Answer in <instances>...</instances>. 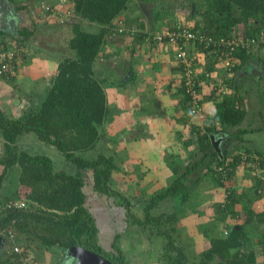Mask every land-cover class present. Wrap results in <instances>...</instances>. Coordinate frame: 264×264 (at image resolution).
<instances>
[{
	"label": "trees",
	"instance_id": "16d2710c",
	"mask_svg": "<svg viewBox=\"0 0 264 264\" xmlns=\"http://www.w3.org/2000/svg\"><path fill=\"white\" fill-rule=\"evenodd\" d=\"M70 1L74 14L83 20H89L98 27V30L89 31L82 29L79 24L73 25L67 47H64L65 50L73 53V57L63 58L57 63V73L49 84L41 88L40 99L35 101L33 100L35 97L31 94L21 93L24 105L20 108L18 116L8 115L0 105V141H2L0 184L9 170L13 171L15 168L16 171H20V186L16 190L18 193L8 197L23 199L27 203L25 208L2 209L1 228H11L15 233L17 230L29 232L28 241H31L32 235H35L46 248L55 246L66 250L70 246L81 245L103 255L113 263L128 264L124 251L120 247L121 233L129 232L135 225L137 229L142 230L150 226L151 231H155V236L164 239L159 240L163 251L158 257L160 264H186L191 258L188 257L189 253L186 250L192 252V257L197 258L192 259L194 264H256L253 252L241 251L240 248L243 246L248 229L253 227L261 235L260 244L264 251V210L255 212L249 206L241 210H236L234 207L240 200L247 201L250 195L252 197L264 195V150L249 148L246 142L242 143V148L238 143L233 146L235 154L226 147L229 138L233 136L232 139H243L244 132L248 131L246 128H238L237 133H229L226 130L244 117L245 110L240 103L241 99L224 92H220L219 95L211 94L210 97L216 102V110L207 115L203 123L197 125L190 121L189 134L182 143V148L186 152L185 157L174 150L171 159L164 158L168 169L167 174L170 175L167 176L166 185L160 190L157 189L142 206L143 216L132 212L129 199L122 197L123 203L115 201L113 203L119 194L113 190L111 183L116 178H121L117 174L122 170L121 164L126 163L125 157L121 159L117 156V152L113 153L114 151L112 153L99 151L93 158L76 153V151L85 154L91 152L99 141H102L103 146L111 149L108 142L103 139L105 122H108L109 118L111 120L102 88L105 79L98 78L99 76L95 74L94 64L107 39L114 35L130 36V48L133 50L140 43L147 46L166 44L167 36L159 40L151 38L157 32L155 28L161 33L165 30L159 26L161 8L158 6L161 3L159 0ZM140 1L152 4L153 29L149 28L145 17L140 13L142 18L137 19L139 22L135 21L130 26V30L120 31L116 22L120 21L123 24L128 22V18H120V15L128 10L132 3L139 8ZM50 3L53 6H60ZM36 7L35 12L41 18L48 17L46 14L41 15L39 6L36 5ZM180 7L186 10L187 18L190 17L191 23L182 25L179 22H173L167 29L171 32H180L186 28L195 34V37L189 41L183 38L178 41L186 43L182 46L186 50V61L176 59V66L181 72L180 90L185 99L192 103L193 96L187 87V82H192L191 87L196 89L194 95L196 105L202 109L205 97L202 99L200 97L202 95L200 82L203 84L209 82L214 76L216 67L225 68V77H229L230 74L233 76L228 78L229 80L223 78L224 83L229 81V85L232 86V79L237 76L238 66L245 65V69H251L254 66L251 58L258 53L253 51V47L249 51L238 48L239 50L230 56L226 44L243 35L257 39L256 50L259 51L264 47V42L261 40L264 39V0H186ZM157 22L158 26H155L154 23ZM28 32L22 29L19 33L22 38L23 35L26 38L31 33L28 34ZM17 37L15 34L11 35V39L16 42V47H27V52L23 53L22 57V62L25 63L29 58L30 48L26 39ZM0 40L5 45L10 43L6 38ZM60 41L62 40L58 42ZM55 49L56 45H53V49L50 50ZM228 56L233 66L225 63ZM260 58V67L255 66L261 69V76L264 79V57ZM18 72L3 78L11 83ZM216 121H220L221 128L216 129ZM249 131H255V129H249ZM30 133H33L40 141L54 145L66 160L75 165V170L71 172L63 168L54 170L52 160L47 155L19 150L17 140L21 136L25 138L24 136ZM211 135L222 137V142L219 144L220 151H217L212 144ZM108 140L112 143L114 136H108ZM190 145L193 146V150H189ZM238 167L243 172L246 171L249 178V183H246V187L240 193L233 186L235 182L233 175L235 168ZM134 172L136 171H132V174ZM133 178L131 175L130 179ZM207 185H214V188L218 187V189L223 188L226 198L222 203L214 202L212 216H215L216 221L212 225L207 223L203 234L210 240V244L197 253L187 243L176 245L173 234L178 233L173 224L194 210L193 207L199 199V192L205 190ZM102 196L112 198L111 207L110 198L106 205L101 202ZM167 199L171 200L170 211L161 212L158 215L152 213L153 208ZM182 205L193 207L191 210L182 212L178 210ZM104 206L111 208L113 213L107 210L103 212V208H99L100 211L95 210V207ZM244 209L246 218L243 223L228 227L229 231L225 236L221 233L217 235V225L220 226L228 216L239 214ZM100 215L109 223L108 226L104 227V222H98ZM108 216L115 219H109L111 217ZM117 220H120V224L125 223L123 229L114 225ZM82 221L87 223V227L83 236L77 237L76 228ZM165 223L171 226L167 227ZM108 227L115 233L110 237L113 240L108 249H105L98 242L107 241L108 236L104 233L99 234L98 231ZM1 236L5 242V233ZM15 236L18 240L17 233ZM178 240L177 236L176 242ZM24 244L20 243L24 250L29 252L28 244Z\"/></svg>",
	"mask_w": 264,
	"mask_h": 264
},
{
	"label": "crops",
	"instance_id": "0c3cea01",
	"mask_svg": "<svg viewBox=\"0 0 264 264\" xmlns=\"http://www.w3.org/2000/svg\"><path fill=\"white\" fill-rule=\"evenodd\" d=\"M8 1L12 5L13 10L7 11L6 16L0 22V39L6 38L7 41L14 42L11 39V35L14 36V34L15 36H18L17 38L19 37L22 38L19 32L22 30V27L26 26V24H31V22L29 23V21L32 18H33L32 19L33 26L30 28L32 32L30 34L28 32L29 35L27 36L30 37L31 35H33L34 32H36V30H39V28L41 29V27H39L40 23L34 20V15L33 16L31 14L29 15V13L27 12L28 10L25 7L23 6L20 7L21 4L25 5V3L28 2L29 0H8ZM50 2L61 5L63 9L72 8V4L70 0H50ZM33 6L34 8L32 9L34 11L37 10L36 5ZM127 11L128 10H125L120 15L121 16L120 18H125V19L128 18L127 20L128 22L126 24H123L122 22L118 21L116 22V25L124 26V28L125 27L128 28L132 26L133 23H135V21L139 22L137 21L141 13L139 8H137L133 12L132 11L127 12ZM16 14L19 15L17 19L15 17ZM178 17L180 19L182 18V20L181 21L173 20V22L175 23L183 22L184 24H187L188 22H186V20L190 19V17L187 18L188 13L186 12V10H183L182 8L180 9V12L178 11L174 15V18H178ZM78 18L76 17V20ZM81 20L83 19L81 18ZM65 24L66 26L63 27H67V23ZM154 24L155 26H158L157 25L158 22ZM55 29H59L62 31V26L58 25ZM55 29H52L50 31L51 33L48 34V35H52L51 36L52 39L54 35L57 36L58 38L60 37V35H62L60 31L55 32ZM154 30L160 31L156 28ZM12 38L16 39V37H12ZM22 39L24 40L26 39V41L28 40V42H30L31 45L38 43L37 39H35L34 41L33 40L30 41L29 39L25 38V36ZM130 40L131 37L128 35L127 36L114 35L112 38L107 39L105 46L97 55L96 57L97 59L95 60V64H94V68L96 71L95 74L99 76L98 78L105 79L102 88L105 93L106 103L109 107V117L111 118L113 117V120H111V125H112L111 128L114 129L116 126L118 127L121 124L124 125L123 118L125 117H128L130 119L128 122L130 123V122H134L137 118L142 119L143 116L145 117L146 125H148L150 129L149 132L150 133L153 132L154 135L162 139L161 143L163 145V148L164 146L165 148L167 146H170L167 149L174 148L173 150L179 151L183 156L185 150L182 148V143L184 142V140L187 139L186 137L188 136L190 130V128H187V121L194 122L193 119L195 116H197V114L192 112L193 101L192 103L190 102L191 103L190 104L188 100L185 99L184 94L180 90L181 72L179 68L176 66L177 49L174 47L175 46L174 44L172 43L170 44L167 42L166 44L159 46L154 44L147 46L140 43V45L136 46L135 50H133L132 48H130L131 46ZM46 55L48 54L46 53ZM35 60L31 62L33 66ZM44 60L43 59L39 60V65L42 68H44L42 70L47 73L48 71L46 70H48L47 68H49V66L51 65L53 66V63L51 64V62L53 61L51 59H48L47 57ZM47 61L48 62L50 61V63H48ZM37 66L38 65H36V67ZM22 67L23 66L21 65V68L18 69L19 72L16 75L17 77L11 83H9V81L5 80L3 77H0V105L6 111V113H8L9 110L12 116H18V114L20 113V108L22 107V105H24V101L22 100L23 98L21 97V93L29 90L28 83L31 82V81H27L26 85L25 83L24 85L22 83H20L21 85L19 84L20 80L26 79L25 78L26 73L22 72ZM26 71H28V68H26ZM236 71H237V76H235L232 79V86L229 85V81L225 83L226 85L224 87H226L227 91L224 92V94H229L230 96L233 95L236 98H240L241 102L240 101L239 102L242 104L243 109L245 110V114L244 117L238 123L230 126L226 130L229 133H235V132L237 133L236 130L238 128H246L248 131L244 132L242 136L243 139L235 140L231 142L230 145L234 146L236 143H238V145H240L242 148V143L246 142V146L249 148L255 147L264 150V112L263 110L258 111V113H256L255 111L247 112L248 111L247 103H249L250 100L249 87H248L249 81L247 79V76L251 75L256 80L258 85H260V81L263 82L264 80L263 77L261 76L262 71L261 69H258V67L255 66V64L251 69H247V68L245 69V65L238 66ZM225 74H226V70L224 67L223 68L216 67L213 74L214 76L210 79L209 82H205V84L200 82V87L202 90V95L200 97L201 99L205 97V100L203 101L204 106L202 107L201 110L206 115V118L207 115L214 113V111L216 110V102L214 98L212 99L210 97L212 93L214 94V87L216 86V83L223 81V78L229 80L228 78L233 77L231 74L229 75V77H225ZM31 88H33L32 85ZM35 88L36 87H34V89ZM260 92L262 93V91ZM219 94L220 92L217 95ZM109 97H112L114 100L113 107H111L110 104H108ZM261 97L264 100L263 94L261 95ZM255 101L253 102L250 101L249 106L253 105ZM112 110L114 112L120 111L118 113L119 115L116 114L115 116H113V113H111ZM118 119H122L121 124L118 123L117 121ZM184 120H186V122H184ZM199 124H200V120H199ZM215 124H216V129H219L218 127L221 128L222 126L219 122ZM108 126L103 127L105 131V136L103 137V139L108 143H110V141L108 140V136L112 137L118 131H116L115 129L114 131L111 132L109 131ZM249 129H255V131H249ZM115 142L116 141L114 139L111 145H114ZM221 142L222 141H220V144ZM230 145L226 147L228 148ZM147 146L148 145L146 144L144 145V147ZM138 149H139V145L135 149H131L133 151L132 153H137ZM191 149L193 150V146L190 145L189 150ZM1 152H2V141H0V156H1ZM129 155L131 156L130 153ZM160 159L161 157L159 158L158 160L159 162H158L156 157L152 156L151 161H153V163L157 162L161 167L162 165H160ZM166 170L168 171L167 168ZM19 173L20 171H16L14 168L13 171L9 170L8 173L3 177L0 184V195L2 197L6 198L8 196H12L18 193L16 190L20 186ZM246 173L247 172L246 171L243 172L240 167L235 168V174L233 175L235 182L233 183L234 184L233 186L237 189V192L239 193L243 191L244 187H246V183H249V178L247 177ZM154 176H156V174H154ZM167 176H169V174H164L162 181L158 180L157 176L156 178L154 177L153 179L155 180V182L158 183L157 185H160L159 187H161L166 185ZM237 186L240 187L238 188ZM146 192L147 190H145L143 193L147 195ZM149 194H151V192ZM225 195L226 194L223 188L218 189V187L214 188V185L211 186L207 185L205 190L199 192L198 194L199 199L197 200L198 201L203 200L204 203L210 204L207 205V207L204 209L207 210L206 212H209L208 209L214 206V202L222 203L225 200L226 198ZM250 199L252 200L249 202ZM246 200L247 201L240 200V202L235 204L234 209L241 210L242 208L249 206L255 212L264 210V195L260 197H252L250 195V197L247 198ZM104 203L107 205L106 201ZM199 203L200 202H197V204L195 205H198ZM245 209L242 210L241 213L239 214L228 216L225 222L223 224L221 223L220 226L222 225V227L224 228L227 225V227H225L224 230H227L228 233L229 231L228 227L233 226L234 224L237 223L239 224L243 223V221L246 218ZM204 214L205 213H203L202 215ZM108 217H111L110 219L112 218L115 219L112 216H108ZM124 227L125 225H122L120 229H123ZM100 230L98 231L99 234L104 233L105 236H108L107 241L103 243H105L106 245L110 244L109 239L110 237H112L115 231L113 229L111 231L109 227L105 228V230L103 229ZM260 231H262V229ZM16 233L18 238L17 242L19 241L18 242L19 244L20 243L28 244L27 248L29 250V254L30 256H32L33 260L37 264H62V260H64L66 264H70L69 259L65 257L66 250L62 249L60 255L58 254V256H56V249L58 251V248H56L55 246H53L52 248H46L44 245L42 246L40 240L37 237H35V235H32L30 237L31 241H28L29 239L27 240V236L29 232L26 233L25 231L20 232L17 230ZM123 233H121V236ZM227 233L225 235H227ZM260 240H261V235H259L258 231H255L253 227L252 228L250 227L243 241V246L240 248L241 251H245V252L252 251L253 254L255 255L256 264H264V251L260 244ZM132 242L133 240L131 242L128 241L129 244H127L126 240H124V243L128 246V249L130 247V243ZM0 243L2 244L0 246V255H1V252L3 251L6 253L7 249L5 248L6 243L4 241L0 240ZM98 243L100 245L103 244L101 242ZM136 243L140 244V242H134V244ZM206 246L208 245L206 244ZM121 249L123 250V248ZM202 250L203 249H200L197 252H201ZM2 259L3 258L0 257V264H14L11 261V259H9L8 254L7 256H5L4 260ZM6 261L7 263H5Z\"/></svg>",
	"mask_w": 264,
	"mask_h": 264
},
{
	"label": "rangeland",
	"instance_id": "374dc122",
	"mask_svg": "<svg viewBox=\"0 0 264 264\" xmlns=\"http://www.w3.org/2000/svg\"><path fill=\"white\" fill-rule=\"evenodd\" d=\"M159 1L161 3L158 6L159 8H161V18H159L160 19L159 25L160 26L162 25L161 27H164L165 29H167L166 27H169V25L173 23V20H177V21L182 20V18L180 19L179 17L174 18V15L178 11L180 12V9H181L180 6L183 3H185L186 0H159ZM33 5H35V3L32 0H29L28 2L25 3V5L21 4V6H20V7H22V6L25 7L28 10L27 12L29 13V15L30 14L32 16L34 15V20L36 22L40 23L39 27H41V29L38 27L39 30H36V32H34L33 35H31L30 37L29 36L26 37L30 41L31 40L34 41L35 39H37L38 43H35V44L33 43L34 45H31V43L28 42V40H27L28 47L30 48L29 49V58L25 63L22 62V66H23L22 72L26 73V77H25L26 79L20 80L19 84L22 83L24 85V83H25V85H26L27 81H31L30 83H28L29 90L24 91V93L25 94L26 93L31 94L33 97H35V98H33V100L35 99V101H36L37 99H40V97H42L41 88L42 87L44 88V86L49 84L51 82L52 78L54 77V75L57 73V63L59 61H62L63 58L66 59L67 57H73V53L68 52L64 48V47H67V40L71 35V28L73 27V25L79 24L82 27V29H87L89 31H97L98 27H96L91 22H89V20H86V19L81 20V18L78 15L74 14L72 8H71V10H72L71 15L64 18L62 21H60V19H57V18H55V20L52 18H48V17L47 18L46 17L41 18V16H39L32 9V8H34ZM136 9H137V5L132 3L127 12H130V11L133 12ZM199 16L200 15H198V17ZM76 17L77 18L79 17V18L76 20ZM32 19L29 21V23L31 22V24H26V26L22 27V29H26L27 31L32 32V30L30 29L33 26L32 25ZM186 22L190 23L191 20L190 19L186 20ZM65 23H67V27H63V26H66ZM180 24L183 25L184 23L181 22ZM58 25L62 26V31L59 29H55ZM52 29H55V32L60 31V33H62V35H60L59 38H63V39H59L55 35L52 39L51 38L52 35H48L49 33H51L50 31ZM24 36L25 35H23V37ZM59 40H62V41L58 42ZM53 45H56V49H55L56 51L50 50V49H52ZM46 47L49 49H47ZM58 50H59V53L57 52ZM255 50L256 49H253L254 52H255ZM256 52L258 54L254 55L256 57L253 56L251 58L252 59L251 62L260 67L259 58L264 57V49L261 48L259 51L256 50ZM46 53L48 55H46ZM55 56H56V58H55ZM46 57L53 61V62H51V64L53 63V66L52 65L49 66V68H47L48 70L45 69L46 71H48L47 73L45 71H43L42 69H44V68H42L39 65V60H41V59L44 60ZM257 57H259V58L257 59ZM33 60H35L34 66L31 64V62ZM44 61H46V60H44ZM48 63H50V61ZM36 65H38L39 68H38V66L36 67ZM26 68H28V71H26ZM34 79H36V80H34ZM247 79L249 81L248 87H249V96H250L249 103L246 102L247 108H248L247 112L255 111L256 113H258V111H260V110H263V112H264V100L261 97L262 94L264 95V84H263L264 80H263V82L260 81V85H258L256 80L251 75L247 76ZM31 85L33 86V88H31ZM34 87H36V88L34 89ZM260 91H262V93ZM39 93H40V95H39ZM258 94H259V96H258ZM214 95H215V93H214ZM250 101L251 102L255 101V103H253V105L249 106ZM108 102H109L108 104H110V106L113 107L114 100L112 97H109ZM249 107H250V109H249ZM119 112L118 111L114 112L112 110L111 113H113V116H115ZM10 113L11 112L8 110L7 114L11 115ZM205 119H206V115H204L203 118H200L199 115H197L194 117L193 120L198 125L199 120H200V123H203V121ZM111 120H113V117L111 118ZM111 120L109 118V121L105 122V126H104V127H107L109 125L108 129L111 132L114 131L115 129H116V131H118L114 135V139L116 141L114 143V145H111V143H108L109 146L111 147V149H109L107 146H103L102 141H99L96 144L95 148L91 152H88L87 154H85L84 152L76 151V153H78V155L81 154V155L88 157V158H93L99 151H102L105 153H112V151H114L113 153L117 152V154H118L117 156H120L121 159H122V157L123 158L125 157L124 161L126 163H125V165L121 164L122 170L118 171V173L119 172L120 173L117 174L116 171L113 172V173L117 174L119 177H121L118 179L116 178L115 180L112 179L113 180L111 183L112 188L114 191H116L119 194V197L118 196L115 197V200H113V203H114V201L117 203L118 202L121 203L122 197H124L125 199H129L130 200V208H131L132 212L135 214H138L140 216H143V214H142L143 213V210H142L143 207L142 206L145 204V202L149 198H151L152 194H154V192L157 189L160 190L165 186L164 185V186L159 187L160 185H157L158 183L155 182V180L153 178L154 177L156 178V176H157L158 177L157 179L162 181L164 174H167L168 171L166 170L167 166L164 162V158L171 159L172 158L171 155L174 154V150H173L174 148L173 149H167L170 146H167L166 148L164 146V148H163V145L161 143L162 139L160 137H157L156 135H154L153 132L152 133L149 132L150 129H149L148 125H146L145 117H143V116H142V119L137 118L134 122H130V123H128L130 119L128 117H125V118H123L124 125L121 124L122 119H118L117 121L121 125H119L118 127L116 126L114 129L111 128L112 127ZM218 122L220 123V121H218ZM189 124H190V122H187V128H190ZM136 135H138V136H136ZM24 137L25 138H23L21 136L20 139L17 140L19 150L24 149V150H27L31 154L47 155L52 160L54 170H59L62 168L65 169L67 172H71V171L75 170V165H73L71 162L66 160V158L63 156V154L54 145H50V144H47V143L40 141L33 133H30ZM232 137L228 139L229 141L227 142L226 146L230 145L231 142L236 140V139H232ZM181 142H180V144H181ZM137 144L139 145L138 152L132 153L133 151L131 149H135L138 146ZM145 144L148 146L144 147ZM170 144H171V142H170ZM180 147H181V145H180ZM228 148L230 151L235 152V150L233 149V145H230ZM129 153L131 154V156L129 155ZM177 155H175V157H177ZM152 156L156 157L157 161L161 157V159H160V165H162L161 167L159 166V164L157 162L153 163V161H151ZM185 156H186V152H184V155L182 157H185ZM185 161H187V160H185ZM157 167H159V168H157ZM132 171H136V172H134V174H132ZM154 174H156V176H154ZM85 175L86 174L84 173V176ZM131 175H133V177H134L132 180L130 179ZM12 176H13V174H12ZM237 187L239 188L240 186H237ZM153 188H156V189H153ZM145 190H147V192H146L147 195H145V193H143ZM150 192H151V194H149ZM102 197L103 198L101 199V202L103 204L105 201L107 202V200L110 198V197H106V196H102ZM109 200L111 203V205H110V207H111L113 204L112 198H110ZM198 202H200V203L198 205H195L194 207L189 206L190 204L186 205V206L185 205L180 206L178 208V210L179 211L181 210L182 212L191 210L192 207L194 208V210L191 213L186 214L187 216L185 218H182L173 224V226H175V228L177 229V233H178V234H176L174 232V234H173L175 237L176 245H178L180 243L181 244L187 243L192 247V249L196 250L195 252H197L200 249H205L209 246L210 240L208 238H205L203 235L204 234V226L207 223L212 225L216 221L215 216H212V214L214 213V207H210L208 209L209 214H206L208 212H206L207 210H204V209L207 207V205H210V204L204 203L203 200H199ZM171 205L172 204H171L170 199L169 200L168 199L163 200L159 206H156L151 211L155 215H158L161 212L170 211ZM95 208H96L95 210H98V211H100L99 208H101V209L103 208V212H104V210H107V211L113 213L112 209L109 208L108 206L95 207ZM182 209H184V210H182ZM114 211H115V208H114ZM210 211H211V213H210ZM203 212L205 213L204 215H202ZM103 215H104V213H103ZM122 218H123V216H122ZM98 222H104L103 223L104 227L108 226V224H109L108 222H106L101 217V215L98 218ZM114 225H116V227L117 226L121 227L122 225H125V223L122 222V225H121L120 220H117V222ZM165 226L170 227L171 224L165 223ZM86 227H87V223L85 221H82V223L77 226V228H76L77 237L83 236V233L85 232ZM216 229H217L216 231L218 232V233L216 232L217 235H219V233H221L222 235H225L227 233V230H223L222 225L221 226L217 225ZM149 235H150V237H149ZM151 235H152V237H151ZM155 235H156L155 231H151L150 226H148L147 229L142 230L140 228L137 229L136 225H135V227L134 226L131 227V230L129 232L126 231V233L122 234V236L120 237V240H121L120 241V247L123 248V251H124L123 254H124L128 264H160L158 257L161 255V253L163 251L161 250V244L159 243V240L162 239V241H163L164 239L161 237H157ZM177 236L179 238L178 242H176ZM112 240H113V238L110 239V242ZM124 240H126L127 244H129L128 241L131 242L133 240V242L130 243L129 249H128V246L124 243ZM134 242H140V244H138V243L134 244ZM206 244L208 246H206ZM102 245H103V248L108 249L109 244L106 245L105 243H103ZM5 248L7 249L6 253L2 251L1 255H0V257L3 258L2 260H4L5 256H7V254L9 257V248L7 247V245L5 246ZM61 251H62V249H60V248H58V251L56 249V256H58V254L60 255ZM137 251H139V252H137ZM186 252L189 253L188 257H191L190 259L187 260L186 264H194L192 259H197V258H195V256L192 257V252L190 253L189 250H186ZM197 253H199V252H197ZM198 255L199 254H197V256ZM62 264H66L64 260H62Z\"/></svg>",
	"mask_w": 264,
	"mask_h": 264
},
{
	"label": "built area",
	"instance_id": "2783aa9c",
	"mask_svg": "<svg viewBox=\"0 0 264 264\" xmlns=\"http://www.w3.org/2000/svg\"><path fill=\"white\" fill-rule=\"evenodd\" d=\"M35 5L39 6V9L42 11L41 15H48V18H52L55 20V18L60 19L62 21L64 18L68 17L71 15L72 10L70 8H60L61 6H53L48 0H32ZM120 31L123 29H128L130 30L131 28H124L119 26ZM167 36V42L172 43L175 45L177 49V59L185 60L186 56V50L182 48V46L186 45V43H179L178 41L183 38L186 41H189L190 39H193L195 37V34L191 32L190 30H187L186 28H183L180 32H171L169 29H165L162 33L161 31L155 32L151 36L153 40H159L162 37ZM264 42V39H261ZM10 42V41H8ZM257 39L256 38H248L246 36L241 35L240 37L235 38V41H228L227 42V47H228V53L230 56L237 52L239 49H248L253 45H257ZM15 42H10L9 44L5 45L4 43L1 42L0 40V77H10L11 75H15L17 70L21 67L22 65V57L23 53L27 52V47L25 46H20L16 47ZM239 48V49H238ZM225 61L226 64H231L230 61L228 60ZM233 66V65H232ZM188 85V91H190L191 96H193V105H192V112L199 115L200 118L204 117V113L201 110V107H198L196 105V100H195V94H196V89H193L191 87L192 82H187ZM226 84L224 81H221L219 83H216V86L214 87V90L216 89V92H214L216 95L219 92H226L227 89L224 87ZM235 154V152H234ZM242 159L244 156L242 155ZM27 206L26 201L23 199H14L12 197H6V198H1L0 197V212L2 209H10L12 207L14 208H25ZM1 218V214H0ZM5 233L6 237V245L9 248V259L14 264H36V262L33 260L32 256H30L29 252L27 250H24V248L17 242L15 232L10 228V229H3L0 226V234Z\"/></svg>",
	"mask_w": 264,
	"mask_h": 264
},
{
	"label": "water",
	"instance_id": "95a60500",
	"mask_svg": "<svg viewBox=\"0 0 264 264\" xmlns=\"http://www.w3.org/2000/svg\"><path fill=\"white\" fill-rule=\"evenodd\" d=\"M139 9L142 15L145 17L148 26L152 27L153 24V12L152 4L148 2H139ZM12 5L8 0H0V22L6 16L7 11H12ZM16 19L19 17L18 14L15 15ZM212 144L214 145L217 151L219 150V144L221 138H216L214 135H211ZM0 240L3 241V237H0ZM2 244L0 243V246ZM65 257L69 259L70 264H117L113 263L109 259L105 258L103 255L85 248L81 245H73L66 249Z\"/></svg>",
	"mask_w": 264,
	"mask_h": 264
},
{
	"label": "clouds",
	"instance_id": "9594fccd",
	"mask_svg": "<svg viewBox=\"0 0 264 264\" xmlns=\"http://www.w3.org/2000/svg\"><path fill=\"white\" fill-rule=\"evenodd\" d=\"M146 20V19H145ZM148 24V23H147ZM153 25V24H152ZM149 28H152V27H149ZM258 44V43H257ZM253 47V48H252ZM257 49L258 48V46L257 45H253V46H251L250 48H248V49H242V50H244V51H249L250 49ZM264 48V47H263ZM256 51V50H255ZM218 121H216V123H217ZM215 126H216V124H215ZM218 128H220V127H218ZM214 137H216L215 135H214ZM222 139V138H221ZM222 141V140H221ZM0 197L1 198H4V197H2L1 195H0ZM0 237H2L1 235H0ZM5 243H6V240H5ZM37 264V263H36Z\"/></svg>",
	"mask_w": 264,
	"mask_h": 264
}]
</instances>
